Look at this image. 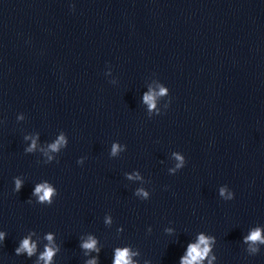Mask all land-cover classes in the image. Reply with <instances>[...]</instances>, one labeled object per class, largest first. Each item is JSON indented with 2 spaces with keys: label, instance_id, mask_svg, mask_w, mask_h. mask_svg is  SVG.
Instances as JSON below:
<instances>
[{
  "label": "water",
  "instance_id": "95a60500",
  "mask_svg": "<svg viewBox=\"0 0 264 264\" xmlns=\"http://www.w3.org/2000/svg\"><path fill=\"white\" fill-rule=\"evenodd\" d=\"M153 77L171 102L149 118L139 98ZM60 130L68 145L57 160L23 152L25 133L44 143ZM114 140L126 150L110 158ZM172 151L186 164L169 175ZM132 169L147 181L146 201L124 178ZM41 179L57 188L51 205L28 202ZM222 184L231 201L218 197ZM255 224L264 226V0H0L2 264H32L14 254L29 229L56 233V264H84L87 232L99 264L122 244L141 261L178 264L197 231L216 237L217 264H264V247L249 256L241 244Z\"/></svg>",
  "mask_w": 264,
  "mask_h": 264
},
{
  "label": "clouds",
  "instance_id": "9594fccd",
  "mask_svg": "<svg viewBox=\"0 0 264 264\" xmlns=\"http://www.w3.org/2000/svg\"><path fill=\"white\" fill-rule=\"evenodd\" d=\"M104 75L110 77L109 83H117L116 78L112 77L111 68H107ZM144 88L146 90L140 95L139 102L143 106L146 115L149 118L154 115H161L171 102L169 88L162 81L154 77L152 83L145 85ZM158 101H160L159 104ZM24 119L25 116L23 113H17L16 120L18 122ZM22 139L24 142L23 152L25 154L39 153L41 162L44 164L57 160L58 154L68 145V136L63 130L58 131L52 139L44 143L39 142V133L27 132L23 135ZM125 150V144L114 140L109 146L108 156L110 158L116 157ZM84 159V157H78L76 163L82 165ZM170 159L172 163L167 168L169 175L176 174L186 164L185 156L180 151H172L170 153ZM124 178L137 182V186L133 189L132 193L134 197L141 201H146L150 198L151 194L144 186L147 181L138 169H132L130 172H126ZM24 183L23 176H13L12 191L18 193ZM57 195L58 191L55 185L47 179H41L33 183L28 202H34L40 205H51ZM217 195L223 201H231L234 199L235 194L227 184H222L217 188ZM112 223L113 218L111 214H105L103 224L112 225ZM122 231L123 227L117 226L116 232L119 234ZM146 231L150 233L152 231L151 226ZM163 232L168 236H172L175 233V229L172 226H166L163 228ZM6 236L7 232L0 229V245H3ZM241 244L244 246V251L247 255L254 256L259 253L261 248L264 247V226L260 224L250 226L242 235ZM215 245L216 237L214 235L205 231L195 232L184 246L183 253L178 259V264H217V255L214 252ZM78 247L86 257L84 264H99L101 248L99 246V239L94 233H81L78 237ZM60 250L61 246L57 242L55 232L46 231L38 236L37 231L29 229L19 237L17 245L14 248V254L29 259L34 258L32 259V264H56L55 258ZM140 256L139 249L133 247L131 244L116 245L112 248L111 264H151L149 259H143L141 261L139 259Z\"/></svg>",
  "mask_w": 264,
  "mask_h": 264
}]
</instances>
